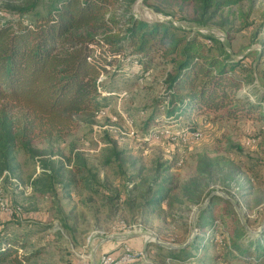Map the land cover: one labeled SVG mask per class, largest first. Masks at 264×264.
I'll use <instances>...</instances> for the list:
<instances>
[{
    "label": "rangeland",
    "instance_id": "rangeland-1",
    "mask_svg": "<svg viewBox=\"0 0 264 264\" xmlns=\"http://www.w3.org/2000/svg\"><path fill=\"white\" fill-rule=\"evenodd\" d=\"M52 1L0 0V17L34 20ZM211 2L204 9L194 0H122L117 14L213 37L211 55L243 66L246 73L236 69L246 79L240 93L257 102L264 0L220 10ZM123 57L101 82L103 111L78 117L64 139L0 153V240L26 244L15 253L22 264H244L235 241L264 235V120L193 115L200 139L178 134L180 118L154 126L169 119L162 102L173 66ZM221 219L236 221L240 236ZM190 246V257L166 259L169 248ZM130 252L143 255L130 261Z\"/></svg>",
    "mask_w": 264,
    "mask_h": 264
},
{
    "label": "trees",
    "instance_id": "trees-1",
    "mask_svg": "<svg viewBox=\"0 0 264 264\" xmlns=\"http://www.w3.org/2000/svg\"><path fill=\"white\" fill-rule=\"evenodd\" d=\"M194 1L209 9L213 0ZM240 1L216 0L215 9ZM121 6L122 0H53L49 11L34 20L0 17V153L64 139L78 127V117L100 111L101 82L115 58L127 54L145 66L153 57L173 66L162 103L168 117L181 118L184 126L195 128L189 118L208 112L264 120V94L256 102L240 93L246 79L236 69H245L211 55L205 39L213 37L198 31L187 35L172 22L119 15ZM165 123L172 121L155 119L152 125ZM204 211L201 220L213 229ZM221 223L240 236L236 224ZM18 248H26L18 237L0 240V263L12 259L22 264L15 255ZM192 248H169L166 259L190 257ZM235 248L244 264L264 261V235L248 238L246 244L235 241ZM24 258L30 261L31 256Z\"/></svg>",
    "mask_w": 264,
    "mask_h": 264
},
{
    "label": "built area",
    "instance_id": "built-area-1",
    "mask_svg": "<svg viewBox=\"0 0 264 264\" xmlns=\"http://www.w3.org/2000/svg\"><path fill=\"white\" fill-rule=\"evenodd\" d=\"M207 42H208V44H212V41L211 40H209ZM129 60H132V61L136 60L138 62V59H134L133 57H129ZM101 80L102 79L100 78L99 81H101ZM101 111H103V110H101ZM170 119L171 118H169L168 120H170ZM176 121H178V119ZM163 125H167V124L165 123V124H162V126ZM168 125H171V124H168ZM179 130L180 131H179L178 134L180 136H183V137H187V138L188 137H191L193 139H200L201 136H202V133L196 127L195 128H191L189 126H183ZM130 255L132 256V259H130V258L129 259H130V261H133L135 257L142 256L143 254H142V252H140V253L139 252H137V253L130 252Z\"/></svg>",
    "mask_w": 264,
    "mask_h": 264
},
{
    "label": "crops",
    "instance_id": "crops-1",
    "mask_svg": "<svg viewBox=\"0 0 264 264\" xmlns=\"http://www.w3.org/2000/svg\"><path fill=\"white\" fill-rule=\"evenodd\" d=\"M227 220H228V219H227ZM230 221L232 222V220H230ZM235 222H236V221H234V222H232V223H234V224H235ZM245 229H246V230H248V228H247V227H245Z\"/></svg>",
    "mask_w": 264,
    "mask_h": 264
},
{
    "label": "water",
    "instance_id": "water-1",
    "mask_svg": "<svg viewBox=\"0 0 264 264\" xmlns=\"http://www.w3.org/2000/svg\"><path fill=\"white\" fill-rule=\"evenodd\" d=\"M174 249H180V247H174Z\"/></svg>",
    "mask_w": 264,
    "mask_h": 264
}]
</instances>
